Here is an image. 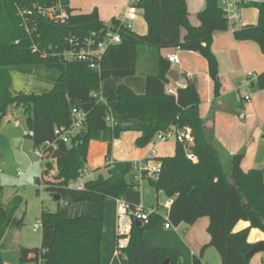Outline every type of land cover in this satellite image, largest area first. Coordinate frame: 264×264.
I'll return each mask as SVG.
<instances>
[{
  "label": "trees",
  "instance_id": "1",
  "mask_svg": "<svg viewBox=\"0 0 264 264\" xmlns=\"http://www.w3.org/2000/svg\"><path fill=\"white\" fill-rule=\"evenodd\" d=\"M63 24L46 19L37 21V33L29 38L20 26L17 6L26 7L31 3L42 4L40 0H0V118L12 114L16 107L29 114L26 124L35 149L46 142L55 143L47 158L55 161L62 187H47L52 196L70 203L81 201L103 205L105 200H121L134 183L133 163H110L111 143L122 133H140L135 145L144 148L155 135L169 127L188 128L194 143L192 153L198 161L187 160L182 146L176 143L173 157L159 160V178L150 180L157 193L163 192L172 199L168 218L173 227L181 223L193 225L201 217L209 219L207 234L213 248L220 256L221 264H248L247 254L252 245L246 243V231L231 233L238 221H249L250 227L264 232V179L263 170L244 171L240 163L244 152L229 156L216 143L212 128H208L199 115V99L196 87L187 82L175 95L168 94L166 87L171 66L160 55L161 49H178L200 54L208 65L213 81L214 95H219V80L216 57L212 52L213 34L227 30V21L218 0H205V10L198 15L200 25L194 27L188 21L185 0H140L135 9L142 11L147 31L137 35L131 29L122 27L119 31L121 43L110 46L98 71L90 70L83 62H65L53 54L68 48V39H83L93 31H101L105 25L99 21L97 11L91 14L72 15ZM257 7L258 23L233 31L239 40L253 41L264 54V4ZM250 8V7H249ZM111 24L119 25L117 19ZM185 35L181 37V30ZM35 45L37 51L33 52ZM41 65L56 69L59 77L52 89L45 94L11 92V66ZM145 76L146 92L136 95L124 86L117 87L116 110L120 117L114 124L107 122L109 106L97 102L91 94L99 93L100 85L109 78ZM264 90V74L258 75L256 83ZM85 114L83 127L71 137L69 143L58 140L55 130L70 128L73 112ZM27 136V135H26ZM28 137V136H27ZM95 141L107 143L106 175L99 174L88 180L84 190L67 188L69 181H75L79 170L87 163L89 144ZM228 156L230 172L223 166ZM138 188V187H137ZM2 193L0 186V194ZM23 199L15 195L5 205L0 204V264H9L5 254V236L12 228L23 225V216L17 211ZM157 207V206H155ZM148 221L130 229L127 246L121 250L128 264H180L179 257L169 249L151 248L143 239L146 230L153 229L161 222L160 215H148ZM41 244L39 248H19L17 264H101V242L104 220L89 215L69 217L41 212ZM264 249V242L262 243ZM199 264V258H193Z\"/></svg>",
  "mask_w": 264,
  "mask_h": 264
},
{
  "label": "crops",
  "instance_id": "2",
  "mask_svg": "<svg viewBox=\"0 0 264 264\" xmlns=\"http://www.w3.org/2000/svg\"><path fill=\"white\" fill-rule=\"evenodd\" d=\"M73 2L75 3L73 4L71 1L69 3L72 15H87L96 10L99 21L102 24L108 25L113 19H123L131 25L133 32L142 17V11L132 7L127 0H75ZM185 5L187 6L188 21L192 26L198 27L200 25L198 15L205 9V0H185ZM242 27V24H240L234 31H238ZM145 33V29H142L139 35L141 36ZM232 33L233 31L226 30L216 32L212 36L211 49L217 61L220 87L217 97L214 95L213 81L209 75L208 65L200 54L178 49H161L159 53L165 59L174 53L178 56V63L174 64L171 70L185 76L187 82L192 83L196 87L200 103L199 115L206 126L212 128L214 139L223 152L233 156L243 151L244 157L240 163V168L248 171L262 167L264 179V92L261 89L254 91V88V96L247 103L242 100L245 91L240 86L244 74L254 73L259 75L264 73V54L260 52L256 42L237 41ZM184 35L185 31L182 29L181 37ZM145 83L146 78L143 75L124 79L117 78L103 81L100 85V90L104 95L105 104L112 98L116 105L117 87H128L136 95H143L146 92ZM166 88L177 90L171 81ZM109 89L111 90L109 91ZM241 112L244 113V118L240 119L239 113ZM109 118V124L111 125L118 120L127 119L128 116L120 117L116 106L114 110L109 106ZM139 137V132L127 131L122 133L117 139H114L111 143L110 163L131 162L134 164L147 158L151 151L156 154L155 163H159L161 158L175 155L176 143L172 141L150 142L144 148H137L135 143ZM16 141L19 142L18 140ZM101 142L104 143V150V146H107V143ZM94 144H96V141L89 144L87 163L90 161L89 149L91 150ZM100 165L101 160L98 161L97 166L92 162L90 166L92 168L97 167L95 170L100 171ZM226 165L229 168L228 156L223 159L225 171L227 170ZM55 167L56 165L53 166V168ZM84 172L86 173L87 181L95 179V172L90 174L85 168ZM55 173L53 171L52 175ZM56 185L57 187H62L63 182L57 180ZM135 193H139V187L135 189ZM157 195L158 193L156 192V197L150 208H145L142 203L139 204L142 199L141 196L138 201L137 197L136 199L133 198L131 194L128 195V192H126L122 200L130 206L141 205L145 210L157 206L161 216L162 205L158 202ZM107 202H114L117 205L116 200ZM115 214L116 209L113 210V214L110 216V213L103 212V214H100L99 209L93 208L90 204H69V217L89 215L94 219L102 218L104 220L105 227L102 233L103 238L100 250L101 264H128L125 255L117 247ZM164 225L165 221L162 219L153 229L146 230L142 234L144 241L151 248H166L174 251L179 257L180 264H193L194 257H198L201 264H221L217 251L206 247L210 242V236L207 234L208 218L201 217L193 225L181 223L178 227H173L172 229H166ZM244 231L247 233L246 243L249 245L255 246L264 242V232L250 227V222L246 220L238 221L232 228L231 233L237 234ZM248 264H264V251L251 256Z\"/></svg>",
  "mask_w": 264,
  "mask_h": 264
},
{
  "label": "rangeland",
  "instance_id": "3",
  "mask_svg": "<svg viewBox=\"0 0 264 264\" xmlns=\"http://www.w3.org/2000/svg\"><path fill=\"white\" fill-rule=\"evenodd\" d=\"M73 1L75 0H72L71 3L74 4L75 2ZM258 14L259 11L257 7H250L242 11V26H255L258 23ZM142 29H145V32L147 30L143 16L138 21L134 33L139 35ZM227 31L229 30L227 29ZM7 70L10 76H12L11 92H23L26 94H45V92H49L60 75L56 69L41 65H14ZM115 79L117 78H109L108 80ZM257 89L260 88L255 86L254 91ZM110 90L111 89H109V91ZM114 103L112 98L107 101V104L111 106L113 110L115 109ZM28 116L29 114L25 113V109L19 106L14 109L12 114L0 118V186L2 190L0 194V204L5 205L15 195H19L23 199V204L17 211L16 216L18 218L23 216L24 223L18 229H10L5 236L6 246L4 252L11 259L9 264H17L16 251L19 248L32 249L40 247L41 230H34V225L37 223L36 221L40 220L42 211L54 213L62 207L63 203L62 200L55 201L54 196L46 190L47 187H57L56 181L59 176L57 173L59 172H57L56 167L53 168L55 165L53 159L46 158L43 160L35 156L33 140L26 136L28 133V124H26ZM14 118L17 120L21 119L19 123L20 126L17 128L13 124ZM103 145L104 143L101 141H96V144L92 145L94 147H92L91 150L89 149L90 161L85 165L87 172L90 174L93 172L96 173L94 175L95 178L99 174L106 175L104 168L106 165L105 156L107 146L105 145L103 150ZM100 160V171L95 170L97 167L92 168L90 166L91 162L97 166ZM51 171H55L56 173L52 175ZM226 172L229 173L230 168H227ZM18 173H20L19 177L17 176ZM137 184L139 185V193H135L136 187H130L127 191L128 195L131 194L135 199L137 197L138 201L141 196L142 199L139 201V204L142 203L145 208H150L156 197L155 187L148 178L139 180ZM73 185L74 181H69L67 183V187H72ZM165 199L166 197L163 192H159L157 195L158 202L162 205ZM107 201L109 200H105L103 205L84 201L80 203L90 204L93 208H98L100 214L105 212L110 213L111 216L113 210L116 209V204Z\"/></svg>",
  "mask_w": 264,
  "mask_h": 264
},
{
  "label": "built area",
  "instance_id": "4",
  "mask_svg": "<svg viewBox=\"0 0 264 264\" xmlns=\"http://www.w3.org/2000/svg\"><path fill=\"white\" fill-rule=\"evenodd\" d=\"M42 4L31 3L29 6L19 7L17 6L16 10L18 11V16L20 18V26L23 28L26 35L29 38H32L33 35L37 33V21L39 19H46L55 24H63L70 17L68 12V5L64 4L62 0H40ZM131 5H136L140 0H127ZM218 3L223 11L224 19L227 21V29L229 31L236 30L241 21V11L245 8L254 6V4H264V0H218ZM119 25L111 24L105 25V28L101 31H93L89 36L83 39L69 38L68 48L60 51L59 53L53 54V57L62 59L65 62H83L88 65L90 70L98 71L100 64L103 60V56L106 50L110 46L118 45L121 43L120 38V29L122 27H127L131 29V25L127 23L126 20L117 19ZM37 49L35 45L33 46V52H36ZM170 66L178 63V56L176 53L171 54L167 58ZM264 74V73H263ZM258 80V75L254 73H246L242 77L240 82L241 88L245 91L243 96V102H250L254 96L253 89L256 86ZM168 94L175 95L174 90L167 88ZM92 98L97 99V102L105 104L104 95L99 93L91 94ZM239 118H244V113H239ZM85 119V114L82 112H73L72 125L70 128H60L55 130V136L58 140L63 141L64 143H69L70 138L79 132L83 127V122ZM107 122H110L109 116L107 117ZM20 120L14 118L13 124L15 127L20 126ZM114 124V123H112ZM27 136H32V132L27 133ZM179 143L185 156L188 161L195 163L198 161V157L195 153H192L191 148L193 147L194 139L191 136V133L188 128H178V127H169L166 130H162L155 135V138L152 142H169ZM55 147V143L46 142L44 145L35 149V156L40 159H46L47 153L51 148ZM150 155L144 160L138 161L133 164V170L135 172L133 181L137 184L139 180L148 178L149 180L156 181L159 176V163H155L156 154L154 151L149 153ZM20 176V173L17 174ZM87 182L86 173L84 170H79V176L74 181L72 187H67L69 189H74L76 191L84 190V185ZM137 189V187H136ZM116 236H117V247L118 249H124L127 242L129 241L130 229L134 223L139 221L140 223L147 222L148 215H159L158 207H153L151 209H144L141 205L130 206L124 201L116 200ZM173 202L171 198H166L164 203L161 206V219H164L166 229H172L168 214L170 207ZM34 225V230L39 231L42 229V222L36 221ZM199 264H201L199 262Z\"/></svg>",
  "mask_w": 264,
  "mask_h": 264
},
{
  "label": "water",
  "instance_id": "5",
  "mask_svg": "<svg viewBox=\"0 0 264 264\" xmlns=\"http://www.w3.org/2000/svg\"><path fill=\"white\" fill-rule=\"evenodd\" d=\"M205 10V9H204ZM203 10V11H204ZM168 79L173 83L174 87L178 90V89H183L185 88V86L187 85V79L185 78V76L179 74L177 71H169L168 74ZM59 174V173H57ZM159 176L156 178L158 180ZM54 200L55 201H59V197L58 196H54ZM69 200L67 198L64 199L63 203H62V207L59 209V213L60 214H64V213H68V208H69ZM136 227H139L141 225V223L139 221H137L136 223ZM263 245L261 244H257L255 246L252 247V250L247 254L248 257H251L255 254H259L261 252H263ZM163 264H168V261L165 260L163 262Z\"/></svg>",
  "mask_w": 264,
  "mask_h": 264
}]
</instances>
